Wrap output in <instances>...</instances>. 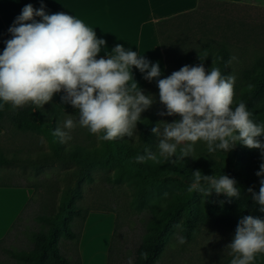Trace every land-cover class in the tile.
<instances>
[{"label":"clouds","instance_id":"clouds-1","mask_svg":"<svg viewBox=\"0 0 264 264\" xmlns=\"http://www.w3.org/2000/svg\"><path fill=\"white\" fill-rule=\"evenodd\" d=\"M9 32L12 38L0 54V101L13 108L44 107L54 95L64 93L62 103L77 110L78 119L67 115L52 133L62 144L72 139L71 132L78 126L102 141L133 136L141 114L154 103L134 80L135 68L146 73L145 80H157L159 100L166 108L159 115L180 117L152 128L158 154L147 150L135 157L136 163H159L158 156L182 160L192 155L198 142L209 153H228L239 143L259 149L264 157V143L259 139L264 136V125L252 120L243 101L233 108L235 75H222L215 66L206 71L201 61L159 79V63L152 64L121 44L105 52L107 58L97 59L106 41L98 39L81 19L64 12L47 14L43 5L40 9L26 5ZM235 59L231 57L229 63ZM256 175L264 177V163ZM192 176L189 192L240 197L236 181L228 175H203L196 170ZM248 192L264 212V179L258 194L252 188ZM185 242L178 237L179 244ZM225 249L230 264H254L257 255L264 254V220L243 216Z\"/></svg>","mask_w":264,"mask_h":264},{"label":"trees","instance_id":"trees-1","mask_svg":"<svg viewBox=\"0 0 264 264\" xmlns=\"http://www.w3.org/2000/svg\"><path fill=\"white\" fill-rule=\"evenodd\" d=\"M231 49L227 43L208 40L201 44L195 55L190 51H179L170 64V70L161 79L185 65H198L201 61L206 71L215 66L220 69L222 75H235L233 61L229 63V59L233 57ZM245 51L242 49V52ZM252 55L255 59L235 75L233 108L243 101L252 113V120L256 124L264 125V56L258 52H253ZM147 82L148 84L140 89L146 96L153 97V105L141 114L132 137L113 141L98 140L87 129L78 126L71 132L70 141L60 143L52 133L67 115L78 119V112L64 110L58 103L59 94L54 95L52 101L44 107L27 104L21 108H13L8 104L0 121V129L5 134H8L10 129L23 133L33 132L42 138V141L34 153H0V173L6 168H23L27 165L38 176L45 167L75 166L74 169L68 168L60 173L62 180L67 182L60 199L61 213L56 217H38L53 224L40 251H8V254L19 260L43 264L47 253L54 251L52 245L57 232L61 228L64 229L62 214L75 211L84 225L92 210L82 207L77 209L75 202L83 198V183L93 184L97 178L106 186L108 194L118 202L113 207L93 211L116 216L107 264H128L130 259L132 264H160L167 241L175 232L181 233L180 237L186 241L184 244L195 242L205 228L212 226L235 233L239 220L248 216L254 202L248 189L252 188L258 194L260 180L264 179L256 175L260 164L264 163L261 151L240 144L243 165L238 171H231L228 165H223L217 160L225 158L229 152L209 153L204 145H200L190 157L175 162V157L165 159L158 156L159 163L151 160L136 163L135 157L145 154L147 150L158 154V139L152 134V128L161 121L172 123L180 119L178 116L159 115L162 111L166 112V108L160 103L157 81ZM259 139L264 143V136ZM45 142L47 148H44ZM196 170L203 175L224 174L234 179L240 189L241 202L234 207L230 202L231 198L226 195L213 192L202 200V193L189 192L192 174ZM25 174L20 175L24 177ZM28 186L35 190L36 195L38 186ZM125 186L129 188L128 191ZM118 198L121 200L118 201ZM180 220L182 224L178 228ZM127 224L132 227L128 229ZM135 231L137 235L134 234ZM80 239L81 236L77 239V245ZM54 257L55 264H69L66 259ZM230 260L231 258L222 264H230ZM77 264H81V259ZM254 264H264V254L257 255Z\"/></svg>","mask_w":264,"mask_h":264},{"label":"rangeland","instance_id":"rangeland-1","mask_svg":"<svg viewBox=\"0 0 264 264\" xmlns=\"http://www.w3.org/2000/svg\"><path fill=\"white\" fill-rule=\"evenodd\" d=\"M28 4H31L34 9H40L43 5L47 14L64 12L81 19L96 32L98 39L106 41L105 47L102 48L103 52H111L117 44L124 46L125 43L128 44L125 49H129L135 42V31L150 12L152 19L149 25L153 27L152 23H156L158 40L167 60V70L163 76L170 70V64L179 51H190L195 55L201 44L208 40L230 45L232 55L236 57L233 60L235 75L255 59L253 52L264 56V2L231 0L172 2L156 0H7L6 2L0 0V54L6 47V41L12 38L9 28ZM242 49L246 51L242 52ZM131 50L134 51L133 48ZM61 94L64 95V93ZM59 103L65 107L68 105L63 104L62 101ZM0 133V153L7 155L34 153L42 141V138L33 132L23 133L10 129L8 134L4 131ZM200 145L205 146L203 142H198L194 146L193 154ZM239 145L238 143L225 158H217L223 165H228L231 171H238L243 165ZM47 147L45 142L44 148ZM68 168L74 169L75 166L45 167L38 176L27 165L23 168L12 167L2 170L0 184L37 185L39 190L24 216L10 232L8 239L0 246V264H34L32 261L16 259L8 254V251H40L53 224L44 222L38 217L43 215L56 217L61 213L60 199L63 189L67 187V182L62 180L60 173ZM8 169H12V175L8 174ZM21 173H26V177H22ZM98 179L93 184L84 182L83 198L75 202L77 209L82 207L92 210L84 225L75 211L62 214L61 222L64 229L61 228L57 232L52 245L54 251L47 253L43 264H55L54 256L68 260L69 264H77L80 259V243L77 245V239L82 236L90 218L91 222L86 233L88 264H102L106 241L108 236L111 241L115 224L113 221L116 216L93 213V211L113 207L118 202L108 194L106 186ZM126 189L129 190L128 187ZM206 198L207 195L203 194L202 200ZM120 200L118 198V201ZM230 202L235 207L241 200L240 197L231 198ZM259 209L260 206L253 202L248 216L264 220V212ZM178 224L181 225L182 220ZM110 225L113 230L110 229ZM127 225L128 229L132 227ZM136 232H134L135 235H137ZM180 235V232H175L173 237L169 238L161 255L160 264H222L231 258L225 248L232 242L235 233L212 226L205 228L195 242L182 245L178 243Z\"/></svg>","mask_w":264,"mask_h":264},{"label":"crops","instance_id":"crops-1","mask_svg":"<svg viewBox=\"0 0 264 264\" xmlns=\"http://www.w3.org/2000/svg\"><path fill=\"white\" fill-rule=\"evenodd\" d=\"M6 1L7 0H2ZM160 2H172V1H179V0H156ZM185 1V0H180ZM186 1H194V0H186ZM197 1V0H195ZM199 1V0H198ZM237 2H248V1H259L264 2V0H231ZM149 16V17H148ZM151 15L150 12L148 13L147 17L142 21V25L135 31L134 40L135 42L129 48H133L134 51L138 52V55L144 56L150 63L155 64L159 63L161 69V75L159 79L162 78L163 73L167 70V60L164 57V52L162 46L158 40V36L156 33V23L151 24ZM128 44H124L126 48ZM129 45V46H130ZM105 52L103 49L101 53L98 55L97 59L104 57ZM133 77L134 80L138 83L139 88L148 84L147 80L144 79L146 73H141L138 69L133 68ZM157 80H152L151 82H155ZM61 96L63 94L58 93ZM59 103V102H58ZM60 104V103H59ZM61 105V104H60ZM8 104H4L0 101V121L3 117V114L7 108ZM64 110L69 111H77L72 108L71 105L63 106L61 105ZM2 130L0 129V132ZM1 134V133H0ZM12 170V169H11ZM11 170L8 169V174H11ZM35 197V190L30 188L28 185H23L19 183L14 184H0V245H2L7 239L14 228V226L21 220L24 216L25 212L27 211L28 207L32 203ZM109 218L111 216H108ZM86 227L84 228V232L80 239V259L81 264H88V254H87V238L86 233L89 228V224L91 222V218L88 220ZM115 223V221H113ZM110 229L113 230L112 225H110ZM110 231V230H109ZM110 246V237L108 236L105 246L104 258L102 264H107V256H108V249Z\"/></svg>","mask_w":264,"mask_h":264}]
</instances>
